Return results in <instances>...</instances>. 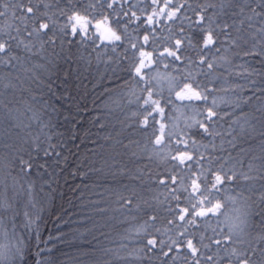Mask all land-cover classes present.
<instances>
[{
  "label": "trees",
  "instance_id": "1",
  "mask_svg": "<svg viewBox=\"0 0 264 264\" xmlns=\"http://www.w3.org/2000/svg\"><path fill=\"white\" fill-rule=\"evenodd\" d=\"M107 2L110 3L111 0ZM120 2L123 3V7L117 5L116 10L121 15L115 17L122 21L118 30L111 24V21L101 24L99 28L94 27L97 21H92L89 26V34L97 32L101 35V40L109 38L108 27L116 31V34L121 36V40L116 43L123 45L117 48V53L127 50L128 55L132 56L136 50L129 46L130 43H135L138 47L144 45V51H153L154 48L163 51L164 48L173 47L177 39L182 40L180 45L182 53H178L182 55V59L168 67L164 64H153L152 67L155 70L152 71L150 78H145L150 79L149 84L146 85L143 82L137 84L133 80L126 70L127 60L121 58L113 62L109 57H114L116 54L111 52L101 53L102 58L97 59V53L92 51L89 41L81 43L79 37L71 35L63 38L62 46L60 39H57L54 46H46L47 52L39 56H32L23 50L14 53L20 55L22 60L29 57V60L24 63V68L28 71L16 72L0 68V85L7 84L9 81L16 85L15 89L0 87L5 97L10 98L14 92L18 99L23 98L30 101V98L35 96L37 107L42 106L46 109L47 114L44 119L50 120V125L45 132L51 136V143L58 145L56 151L61 153L59 158L48 160L50 166L47 173H44L42 169H34L32 174L25 179L17 177V184L14 188L9 179V186L4 193L7 202L12 205L5 213V219H9L13 212H18L17 231L28 236L31 252L29 264H33L32 257H34L37 244L42 248L51 249V252L45 253L51 264H92V261L83 257V252L88 245L81 234H85L87 240L96 236L103 246L107 247H115V244H110L109 240L119 242L123 236H127L128 239L123 242L128 245L129 251L139 249L143 246V236H137L135 229L153 215L157 216V219L154 221V228L148 229L152 233L150 238L159 237L167 240L169 236H174L175 229L168 223L172 217L167 209L170 205L175 206L176 200L170 198V189L165 184H160L159 181L165 180L167 183L169 174H176L172 167L176 161L170 158L176 145V138L173 135L171 144L162 141L160 145H157L151 132H146L137 125V120L142 121L143 117L138 113L135 97L146 98L147 93L142 91L145 87L152 89L155 94L153 98H159L161 107L164 108L163 116L156 115L155 128L159 130L163 123L165 132L171 131L184 135L182 130H186L191 138L197 141L192 151L194 154H203L204 159L200 161L202 171L199 166L194 165V167L201 172L202 178L208 175L209 168L219 167L221 161L213 159L214 157L223 158V161H226L225 167L229 168L234 163L228 159L229 154L244 160L251 155H260L261 129L259 124H256L255 130L249 125H245L244 130H241L240 124L244 123V113L251 114L255 107L261 106L259 101H253L248 105L243 101L252 95L249 91L252 86L251 81L255 82L258 95H260L259 88L264 87V76H262L264 58H239L237 53L243 56L240 48L226 42L225 36L220 33L219 41L223 42L220 45L221 50L208 57L215 61L216 66L213 69H208L206 65L201 68L198 64L189 63V59L199 60L202 38L205 34L201 28L206 27V24L197 25L195 23L197 20L195 13L199 11V7L207 4L215 5L207 10V15L213 18L212 27L215 28L216 24H223L225 21L231 24L234 19L243 18L232 16L234 11H238L236 4L241 3L242 0H233V3H228L227 0H172V3L176 5H184L176 13L178 18L169 20L158 12L152 25L147 23V17L152 15L153 9L157 7L152 4V0H120ZM88 3L89 0H72V4H69L68 0H60L58 5L53 3L47 11L49 16L57 13L53 19L57 20L58 25H62L65 21L58 15V9L70 7L84 9ZM252 6L256 5L252 4ZM159 7L162 8L163 3ZM129 9H131L130 12ZM169 10L164 9V12ZM40 11L46 10L41 6ZM94 11L98 13L99 9ZM111 11V9H106L105 14ZM124 12L129 14L123 15ZM131 12H135L139 19L132 18L129 23ZM245 12L251 15L247 8ZM97 19L99 20L100 17L97 16ZM9 23H12L10 16L0 18V25L6 26ZM253 23L259 26V18H255ZM236 27H239L238 23ZM152 29L154 30L150 34ZM231 31L233 36L244 35V33H237L235 28ZM145 35H149V41L146 44L143 40ZM246 38L250 40V37ZM189 40H191V46ZM69 41L72 43H68ZM156 55L157 52H153V56ZM81 56L84 59H81ZM225 59L231 61V64L225 63ZM89 60L91 63L88 62ZM246 61L251 65L249 71L255 69L250 77L229 75V73L242 71L236 65L244 64ZM37 64L43 67H34ZM189 72L211 90L209 106L213 97L218 101L219 106L215 110L222 118H217L216 128L220 135L215 138L199 135L200 130L196 127L186 128L189 123H194L195 119L200 117L195 116L194 108L183 107L190 102L177 100L175 92L179 89L176 88L173 91L172 88L181 75H187ZM33 76L36 77L35 80ZM225 80L228 81L227 85L224 83ZM236 84L245 85V87L235 92L222 90V87ZM170 91L174 104L165 105L164 101L169 97ZM221 97L233 101L239 100L240 107L233 108L230 105L219 103ZM261 98L264 99V96ZM113 101H118L119 104ZM129 101L132 102L129 103ZM191 103L197 108L203 106L199 101ZM15 107L23 108L22 105ZM255 114L259 115V113ZM238 117L240 122L234 123ZM248 119L251 120V116ZM252 123L256 122L252 121ZM101 124L104 125L103 128ZM6 128L7 125L0 128V155H7L8 152L3 144H11L16 138L13 135L12 139H9L6 135ZM14 131L20 136H26L28 130L16 129ZM31 131L35 133V126ZM41 139L44 138L41 137ZM185 139L188 137L185 136ZM229 141H232L236 147L233 148ZM46 145L47 141H45ZM125 145L127 147H124ZM17 146H20L19 143ZM24 148L27 149V145H24ZM99 153H103L108 158L110 165V167H105L102 173L93 170V165L100 158ZM245 153L248 155L246 156ZM32 154L35 157V151ZM25 158H27L26 155ZM56 159H59L58 166L55 163ZM37 163H44L42 153ZM12 174L15 176L16 171L13 170ZM181 176L184 178L183 184L178 183L172 185L171 188L183 189L188 186V191L192 192L193 188L189 185L191 179L196 177L187 171L182 172ZM29 183L32 185L31 194L27 191ZM241 183L247 182L241 181ZM256 187L258 189L259 185ZM133 191L137 193L136 203L140 205L139 209L135 206L132 211L121 208L119 197L130 196ZM238 191L240 188L236 183L225 184L220 191L212 190L213 202L219 199L224 205L221 211L234 217L236 215L234 209L239 205H233L227 197L235 196ZM97 192H103L102 200L96 195ZM187 194L183 191L179 193L180 207L186 206ZM245 195L249 193L245 192ZM258 196L259 191H256L253 199L257 200V205ZM98 200L100 203L95 204L94 202ZM98 208H103L105 211L99 212ZM25 212L38 220L39 240L33 238L31 230L24 232ZM217 219L223 221L224 216L213 217L211 227H217ZM252 219L256 223L259 221V217L255 215ZM203 227L207 226H201V231ZM211 227L208 229V235H211ZM218 227L227 232V227L223 223ZM156 229L160 231L156 232ZM169 229L172 231H168ZM101 233L107 234L108 239H105ZM149 255L152 257L151 260L144 259L140 262L133 258L132 264H162L164 258ZM168 264H171V261H168Z\"/></svg>",
  "mask_w": 264,
  "mask_h": 264
},
{
  "label": "snow or ice",
  "instance_id": "2",
  "mask_svg": "<svg viewBox=\"0 0 264 264\" xmlns=\"http://www.w3.org/2000/svg\"><path fill=\"white\" fill-rule=\"evenodd\" d=\"M59 2L60 0H36V2L34 0H0V18L10 16L12 20V23L6 26L0 25V68L16 72L28 71L24 68V63L29 60V57L22 60L20 55L14 53L23 50L32 56H39L47 52L46 46H54L57 39L61 40L62 46L63 38L68 35L79 37L81 43L89 41L92 51L97 53V59L102 58L101 53L111 52L116 54L114 57H109L113 62L121 58L127 60L126 70L137 84L143 82L147 85L150 83V79L146 80L145 78L151 77L152 71L155 70L152 67L153 64H164L165 67H168L182 59V55L178 54L182 53L180 47L182 40L180 39L175 41L173 47L164 48L163 51L155 48L153 51H144V45L138 47L137 44L130 43L129 46L136 51L132 56H129L127 50L123 53H117V48L123 46L116 43L121 40V36L117 35L111 27L107 28L109 38L105 40H101V35L97 32L89 34V26L92 21H97L95 28L111 21V24L117 30L119 29L122 21L115 17L121 15L116 10L117 5L123 7L120 0H111L110 3L107 0H89L87 7L84 9H76L75 7L58 9V15L63 17L65 21L62 25H58L57 20L53 19L57 13L49 16L47 11L53 3L58 5ZM227 2L233 3V0H227ZM68 3L72 4V0H68ZM161 3H163L162 8L159 7ZM152 4L157 7L153 9L152 15L147 17L149 25L154 24V17L158 12L165 15L167 19L172 20L178 18L176 13L184 7L183 4L176 5L172 3V0H152ZM252 4L256 6L253 7ZM41 6L46 11L41 12ZM212 7H215V5L200 6L199 11L195 13L197 16L195 23L197 25L206 24V27L201 28V31L205 34L202 38L200 58L198 61L189 59V63L198 64L201 68L206 65L208 69H213L216 66L215 61L208 59V57L210 54L220 52V45L223 44L219 41L220 33L225 36L226 42L240 48L243 56L241 57L240 53H237L239 58H264V0H242L241 3L236 4L238 11H234L232 16L243 18L234 19L231 24L226 21L223 24H216L215 28L212 27L213 18L207 15L208 8ZM246 8L251 15L246 14ZM96 9H99L98 13L94 11ZM106 9L112 11L105 14ZM164 9L170 10L165 13ZM130 11L131 9H129ZM128 14V12L123 13V15ZM97 16L100 17L99 20ZM257 17L259 18V26L253 23ZM132 18L139 19L135 12H131L129 23ZM237 23L239 27H236ZM233 28L237 33H244V35L233 36L231 31ZM217 29H219V32H217ZM153 30H150V34ZM246 37H250V40ZM143 40L146 44L149 41V35H145ZM68 43L72 42L69 41ZM189 45L191 46V40H189ZM153 52H157L155 57ZM81 59H84V57L81 56ZM88 62L91 63V60ZM225 63L231 64V61L225 59ZM34 67H43V65L37 64ZM236 67H239L242 71L229 73L230 76L248 78L255 72V69L249 71L251 65L247 61L244 64L236 65ZM262 76H264V73H262ZM35 79L36 77L33 76V80ZM224 83L227 85L228 81L225 80ZM251 84L249 91L252 95L248 96L243 103L248 105L252 104L253 101H259L261 106L255 107L251 114L244 113V123L240 124V127L241 130H244L245 125H249L255 130L256 124H259L261 129L260 155H251L247 160H244L232 157L229 154L228 159L234 161L229 168L225 167L226 161H223V158L214 157L213 159L221 161L219 167L216 169L209 168L208 175L203 178L201 172H198L194 167V165L199 166L202 171L200 161L204 159L203 154H194L192 151L197 141L192 139L186 130H182L184 135L171 131L165 132L163 123L157 130L155 128L156 115L163 116L164 108L161 107L159 98H153L155 94L151 88L145 87L142 89L147 93V97H135L138 113L143 117L142 121L137 120V125L146 132L150 131L157 145H160L162 141L171 144L173 135L176 138V145L170 156L173 161H176L172 166L176 174H169L167 183L165 180L159 181L160 184H165L170 189V198L176 200L175 206L170 205L167 209L172 217L168 220V223L173 225L175 234L169 236L167 240L159 237L150 238L152 233L148 229L150 227L154 228V221L157 219V216L153 215L135 229L137 236H143V246L141 248L129 251L128 245L123 242L128 239L127 236H123L119 242L109 240V243L115 244V247H107L103 246L98 237L93 236L91 240H87L86 235L81 234L88 245V248L83 252V257L92 261V264H132L133 258L140 262L144 259L151 260L152 257L149 254L164 258L162 264H168V261H171V264H264V99L261 98L264 96V87L259 88L260 95H258L255 82L251 81ZM0 87L15 89L16 85L9 81L7 84L0 85ZM243 87L245 85L236 84L235 86L222 87V90L235 92ZM176 88L179 89L175 92L176 99L181 102L189 101L190 103L183 105V107L194 108L195 116L200 117L195 119L194 123H189L186 128L196 127L200 130L199 135L203 137L215 138L220 135L216 128L217 118H222L215 110L219 106L218 101L213 97L209 106L208 100L211 90L207 85L195 79L192 73L189 72L187 75H181L172 90L175 91ZM196 101L201 102L203 106L197 108L191 103ZM131 102L129 101V103ZM113 103L119 104L118 101H113ZM164 103L165 105L174 104L171 99V91ZM219 103L238 108L241 102L221 97ZM16 105H22L23 108L15 107ZM255 113H259V115ZM46 114L45 108L42 106L37 107L35 96H32L29 101L23 98L18 99L14 92L10 98L5 97L4 91H0V128L7 125V137L9 139H12L13 135L16 137L11 144H3V147L8 150L7 155H0V264H29L31 252L28 236L17 231L19 227L16 224L18 212H13L9 219H5V213L12 205L7 202L4 193L9 186V179H11L14 188L17 184V177L25 179L32 174L34 169H42L44 173H47L50 166L48 160L60 157L61 153L56 151L58 145L51 143V136L45 132V129L49 128L50 125V120L46 121L44 119ZM249 116H251V120L248 119ZM252 121L256 123L253 124ZM239 122L240 118L238 117L234 123ZM34 126L35 133L31 131ZM103 127L104 125L101 124V128ZM16 129H27L26 136H20L18 132L14 131ZM157 132H159V135H157ZM185 136L188 139H185ZM41 137L44 139L42 140ZM45 141H47L46 146ZM18 143L19 147L17 146ZM229 143L232 144L233 148L236 147L232 141H229ZM24 145H27V149L24 148ZM33 145H35V148H33ZM204 147H207V145H204ZM33 151H35V157L32 154ZM241 151L243 152V150ZM41 153L43 154L44 163H37ZM25 155L27 158H25ZM98 155L100 158L93 165V170L102 173L104 168L110 167V165L108 158L103 153ZM245 155L247 156L248 153H245ZM55 163L58 166L59 159H56ZM97 164L99 166H96ZM13 170L16 171L15 176L12 174ZM185 171L196 177L191 179L189 185L193 188L192 192L188 191V186L183 187V189L180 187L171 188L172 185L183 184L184 178L181 173ZM178 177H180L179 180ZM241 181L247 183H241ZM233 182L237 184L240 191L235 196H228L227 199L233 205L238 204L239 207L234 209L236 215L230 217L221 211L224 205L219 199L213 202L212 190L220 191L225 184ZM256 185H259L258 189ZM27 191L31 194L32 185L30 183L27 186ZM181 191L188 193L185 197L187 203L184 207H180L181 196L179 193ZM256 191H259L258 205L257 200L253 199ZM245 192H248L249 195H245ZM96 195L101 200L103 199V192H97ZM136 196L135 191L130 196H120L121 208L132 211L133 206H135L139 209L140 205L136 203ZM94 203L99 204L100 201ZM254 208L255 211H253ZM97 210L99 212L105 211L103 208ZM254 215L259 217L258 223L253 221ZM24 216L26 218L23 223L24 232L27 233L31 230L33 238L39 240L38 220L33 219L28 212H25ZM219 216H224V220L217 219V227H211L212 218ZM221 223L227 227V232L218 227ZM205 225L207 227H203L201 231L200 227ZM209 227H211V235L207 234ZM193 228L197 230H190ZM155 231L159 232L160 230L156 229ZM168 231H172V229ZM101 235L108 239L107 234L101 233ZM46 252H51V249L42 248L37 244L34 257H32L33 264H51L45 254ZM98 253L99 255H97Z\"/></svg>",
  "mask_w": 264,
  "mask_h": 264
}]
</instances>
